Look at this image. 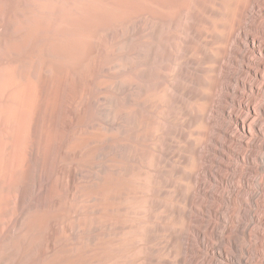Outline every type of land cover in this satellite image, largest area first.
Returning a JSON list of instances; mask_svg holds the SVG:
<instances>
[{"label": "bare ground", "instance_id": "bare-ground-1", "mask_svg": "<svg viewBox=\"0 0 264 264\" xmlns=\"http://www.w3.org/2000/svg\"><path fill=\"white\" fill-rule=\"evenodd\" d=\"M6 6L9 26L1 19ZM0 19V43L20 31V45L47 55L39 82L47 117L55 86L76 81L82 88L90 56L114 55L93 65L96 74L114 75L97 98L98 161L82 173L94 201L88 220H107L120 235L94 237L90 264H264V199H254L253 185L260 175L263 198L264 0H0ZM0 52L1 91L13 79ZM24 62H33L31 53L10 64ZM15 92L0 97V112L18 106V140L28 100ZM75 115L81 138L83 114ZM4 117L0 148L13 138L12 114ZM38 157L35 147L30 162ZM18 201L21 211L33 203L25 192ZM247 221L262 227L252 249L242 244L252 229Z\"/></svg>", "mask_w": 264, "mask_h": 264}, {"label": "rangeland", "instance_id": "rangeland-1", "mask_svg": "<svg viewBox=\"0 0 264 264\" xmlns=\"http://www.w3.org/2000/svg\"><path fill=\"white\" fill-rule=\"evenodd\" d=\"M6 8L3 15L8 16V19L4 16L1 19L9 26L14 16L12 12H8L10 8L7 6ZM17 19L20 23V16ZM20 34L19 31L17 38L15 35L6 36L5 44L0 43V51L4 50L2 54L6 55V63L1 62V67L8 70L13 79L11 85L1 89L0 97L13 98V92L20 91L25 93L28 100L26 111L21 118V133L18 140L13 136L18 129L13 119L18 106L0 112V122L4 120L6 113L12 114L9 131L13 137L3 148H0V238L5 239L7 243L3 259L6 264H90L86 253L88 246L94 244L95 238L120 235L118 228L114 231L110 230L107 220H88L89 204L94 201L90 197V189L82 173L88 163L98 161L103 114L101 99L99 98V101L97 98L107 89L102 85L113 81L114 75V70L110 73L96 74L93 65L99 60L101 63L111 61L114 55L105 53L99 56L95 53L90 56L83 68L82 88H79L76 81L71 83L66 81L63 85L55 86L52 115L47 117L39 111L42 101L39 82L42 79L47 55L44 52H31L33 44L20 45L19 41L25 38L23 33ZM29 53L33 60L30 65L24 62L13 67V64H10L15 57H23ZM36 64H39L38 72L32 76L37 69ZM95 74L98 78H95ZM74 97L77 98V102L74 101ZM77 112L83 114V124L85 123L81 138L75 135L74 131L76 126L74 118ZM36 121L40 131L38 137L34 135ZM35 147L38 148L39 157L37 161L30 162V153ZM255 176L253 185L258 193L254 199H264L260 189L257 188L262 180L261 176ZM23 192L30 195L33 203L26 210L21 211L18 199ZM118 207L116 212L119 210ZM258 213L261 214L259 211ZM134 219L141 220V217L135 215ZM205 220H209V217L205 216ZM149 222L152 223V220ZM246 224L252 229L250 235L247 234V237L242 239V244L252 249L253 245L258 246L256 232L262 230V227L252 221H247ZM150 226L153 227L152 224ZM201 254L205 257L207 251L203 250ZM250 259L255 261V258L250 257ZM97 263L93 262V264Z\"/></svg>", "mask_w": 264, "mask_h": 264}]
</instances>
